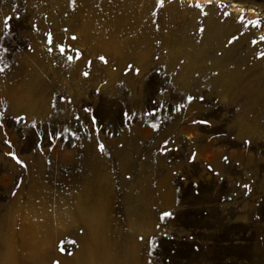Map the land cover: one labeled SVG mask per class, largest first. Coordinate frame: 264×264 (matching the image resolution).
I'll return each instance as SVG.
<instances>
[{"label":"rangeland","instance_id":"rangeland-1","mask_svg":"<svg viewBox=\"0 0 264 264\" xmlns=\"http://www.w3.org/2000/svg\"><path fill=\"white\" fill-rule=\"evenodd\" d=\"M195 2L0 0V264H264V0Z\"/></svg>","mask_w":264,"mask_h":264},{"label":"snow or ice","instance_id":"snow-or-ice-1","mask_svg":"<svg viewBox=\"0 0 264 264\" xmlns=\"http://www.w3.org/2000/svg\"><path fill=\"white\" fill-rule=\"evenodd\" d=\"M70 2H74V0H70ZM156 2H157V4H162V3H163V0H156ZM205 5H209V6H213V5H214L216 9H224V8L227 7V5L223 2V0H203V3H201L200 0H196V2H195L194 4H190V6H194V7H196L197 9H200V15H207V13L204 11V7H205ZM245 11H246V10H245L243 7L239 8V9H238L239 15L236 17V19H240V20H242V19H243V14H244ZM248 11H252V12L254 13V12H255V9H248ZM221 15H222L223 17L227 18L228 16L231 15V13H230V12H227V11H224V12L221 13ZM10 19H11V17H9V16H5V17H4L3 26H4L5 29L10 28V24H9V20H10ZM248 24H249L250 26L260 27L261 21H260L259 19H254V20H250V21L248 22ZM32 28L35 29V28H36V25L33 24V25H32ZM65 31H67V29H65ZM198 31H200L201 33H203V32L205 31V29H204L203 27H200V28H198ZM45 36H46V38H47V43L49 44L48 51H49V52H52V51H53V40H52V34H51V32H48V33H45ZM72 39L75 40V39H77V37H76V36H72ZM237 39H238V37L235 36V35H232L231 37L226 38V46H230V45H232ZM260 40H261V41H264V36L260 37ZM251 43H252V44H256L257 41H256L255 39H253V40L251 41ZM54 47H55V49L58 50L61 54H64V53L66 52V49H65V47H64L62 44H56V45H54ZM80 56H81V52H80V50H79V49H76V50H74V55H68V56H67V59H68L69 62H71V61H73L74 59H77V60H78V59L80 58ZM261 57H264V53H259V54H258L257 58L259 59V58H261ZM97 59H98L99 61H101L102 63H104V64H107V63H108L107 58H106L105 56H103V55L98 56ZM181 63H183V61H181ZM91 66H92V61H91V60L87 61V63L85 64V67L88 68V69H90ZM130 70H133V65L128 64V65L124 68V71H125V72H128V71H130ZM0 71H2V69H0ZM113 71H115L114 68H113ZM134 71H135L137 74H139L140 69H139V68H135ZM81 75H83L84 77H88V76L90 75V72H89V71H83V72L81 73ZM59 99L63 100V99H65V97L61 96V97H59ZM185 99H186L189 103H191L193 100H196V99H198V100H200L201 102H203L204 99H205V97L202 96V95L199 96V97H196V96H193V95H188L187 97H185ZM153 103L155 104L156 102L153 101ZM180 107H181V105H178V106H176L175 108H173V109H171V110H172V111H179V110H180ZM85 111H88V109H85ZM23 119H24L23 116H19V115H18V116L15 117V120H16L17 122L22 121ZM93 122L95 123V121H93ZM193 123L210 124L211 121L205 119V120H200V121H193ZM0 127H3V125H0ZM152 127L155 129V128H156V125L154 124V125H152ZM3 143L6 144V145H11V141H10L9 139H5V140L3 141ZM244 143H245V144H250V141L245 140ZM169 144H170V141H169V140H164V141H163V146H167V145H169ZM37 147H39V145H37ZM98 148H99L101 151H103L104 145H103V144H99V145H98ZM7 155L10 156V157H11V158H12V159H13L18 165H20L21 167H25V166H26V165L24 164V162L19 158V156L16 155L14 152L9 151V152L7 153ZM192 158H193V159L195 158V154H194V153H193ZM224 159H225V162H227V159H228V158H227V157H224ZM209 167H211V166H209ZM244 187L247 189V188H248V185H244ZM245 194H247V193H245ZM170 215H171L170 212L165 211V212H163V213L161 214V219H163L164 217H169ZM157 227H159V225H157ZM139 239H143V237H139ZM67 243H68V244H73V245H75L76 241H74V240H68ZM57 247H58V251H60L61 253H65V254L68 255V256L73 255L72 252H68L67 247L65 246V241H60ZM51 264H61V262H60L59 259L53 258V260L51 261Z\"/></svg>","mask_w":264,"mask_h":264},{"label":"bare ground","instance_id":"bare-ground-1","mask_svg":"<svg viewBox=\"0 0 264 264\" xmlns=\"http://www.w3.org/2000/svg\"><path fill=\"white\" fill-rule=\"evenodd\" d=\"M200 1H203V0H200ZM232 7H233V9L235 8V7H238V4H236V3H232ZM17 214V213H16ZM41 216V215H40ZM53 216V215H52ZM36 219V218H35ZM57 219H59V218H57ZM41 222V221H40ZM24 223V222H23ZM22 225V224H21ZM38 225V224H37ZM28 227H30V225L28 226ZM24 230V229H23ZM49 230V229H48ZM42 232V231H41ZM27 234V233H26ZM91 237V236H90ZM41 238H42V236H41ZM24 244V243H23ZM95 244V243H94ZM27 245V244H26ZM50 245V244H49ZM96 245V244H95ZM42 246V245H41ZM40 247V246H39ZM97 247V246H96ZM38 248V247H37ZM23 249V248H22ZM38 250V249H37ZM93 250H94V248H93ZM93 250H91L92 251V253H93ZM34 251H36L35 249H34ZM91 251H90V253H91ZM98 251V250H97ZM96 251V252H97ZM32 252V251H31ZM38 252V251H37ZM36 253V252H35ZM33 254V253H32ZM87 254H88V251H87ZM99 254V253H98ZM34 255V254H33ZM82 255V254H81ZM91 255H93V254H91ZM86 256V255H85ZM89 256H90V254H89ZM94 256V255H93ZM91 257L92 259L94 258V257ZM98 256V255H97ZM34 257V256H33ZM95 257H96V255H95ZM35 258H37V257H35ZM86 258H88V255L86 256ZM99 258V257H98ZM84 259V258H83ZM96 259H97V257H96ZM80 260V259H79ZM89 260V259H88ZM91 260V259H90ZM95 260V259H94ZM101 259L99 258V261H100ZM84 261V260H83ZM85 261H87V259H85ZM78 263H79V261H78ZM91 263V262H90ZM95 263H96V261H95ZM98 263V262H97ZM96 263V264H97ZM80 264V263H79ZM82 264V263H81ZM83 264H85V263H83ZM92 264H94V263H92ZM101 264V263H100Z\"/></svg>","mask_w":264,"mask_h":264}]
</instances>
